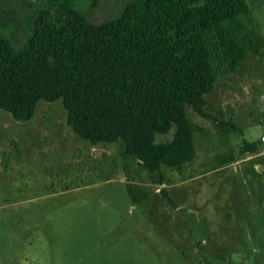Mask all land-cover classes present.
Returning <instances> with one entry per match:
<instances>
[{"label":"rangeland","instance_id":"obj_1","mask_svg":"<svg viewBox=\"0 0 264 264\" xmlns=\"http://www.w3.org/2000/svg\"><path fill=\"white\" fill-rule=\"evenodd\" d=\"M247 1L254 43L232 72L214 59L205 94L236 128L188 107L195 155L180 167L91 144L61 98L28 120L0 107V264H264V0Z\"/></svg>","mask_w":264,"mask_h":264},{"label":"trees","instance_id":"obj_2","mask_svg":"<svg viewBox=\"0 0 264 264\" xmlns=\"http://www.w3.org/2000/svg\"><path fill=\"white\" fill-rule=\"evenodd\" d=\"M38 9L0 14V107L14 117L28 120L39 99L61 98L77 134L122 141L150 170L194 157L188 107L236 128L205 108V94L214 59L232 72L254 43L247 0H126L102 21L78 0ZM173 124V137L157 142Z\"/></svg>","mask_w":264,"mask_h":264},{"label":"flooded vegetation","instance_id":"obj_3","mask_svg":"<svg viewBox=\"0 0 264 264\" xmlns=\"http://www.w3.org/2000/svg\"><path fill=\"white\" fill-rule=\"evenodd\" d=\"M52 0H0V5L2 6L0 14L2 17L7 18L11 13L16 15L21 14H32L38 11L39 6L43 7ZM80 3H84L87 7V12L89 15L93 12L95 8L101 7L103 5L109 6L107 8V15H113L117 13L122 7L126 0H78ZM10 10V11H8Z\"/></svg>","mask_w":264,"mask_h":264},{"label":"built area","instance_id":"obj_4","mask_svg":"<svg viewBox=\"0 0 264 264\" xmlns=\"http://www.w3.org/2000/svg\"><path fill=\"white\" fill-rule=\"evenodd\" d=\"M263 127H264V122H263ZM261 139L264 140V134H262Z\"/></svg>","mask_w":264,"mask_h":264},{"label":"water","instance_id":"obj_5","mask_svg":"<svg viewBox=\"0 0 264 264\" xmlns=\"http://www.w3.org/2000/svg\"><path fill=\"white\" fill-rule=\"evenodd\" d=\"M198 245H199V242H198Z\"/></svg>","mask_w":264,"mask_h":264}]
</instances>
